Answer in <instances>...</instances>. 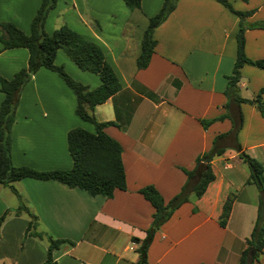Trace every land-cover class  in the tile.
<instances>
[{
	"label": "crops",
	"instance_id": "1",
	"mask_svg": "<svg viewBox=\"0 0 264 264\" xmlns=\"http://www.w3.org/2000/svg\"><path fill=\"white\" fill-rule=\"evenodd\" d=\"M163 0H140L129 9L122 0H55L43 29L65 24L96 43L118 78L120 88L93 107L103 131L115 139L125 189L111 197L90 196L55 180L24 177L0 184V264H133L154 211L138 192L152 185L164 203L186 181L182 169L197 155L220 149L209 164L214 178L199 197L190 193L152 233L147 264H237L246 247L259 203L264 205V117L256 105L224 93L236 53L238 18L216 0H177L153 29V52L144 68L136 57L148 18ZM236 10H252L246 22L264 20V0H229ZM40 0H0V22L28 33ZM244 54L264 57V28L244 31ZM27 50L2 49L0 76L10 78L26 66ZM53 62L75 80L96 87L99 77L82 70L60 49ZM236 94L255 97L264 87V70L242 64ZM3 93L0 91V101ZM264 111V91L261 92ZM73 92L53 71L39 67L19 92L10 128L13 165L38 171L68 169L67 130L93 126L74 112ZM200 120H211L203 126ZM262 165L260 188L246 182L247 165L235 148ZM8 194L16 198L10 203ZM232 202L225 225L218 224L227 195ZM23 204L27 211L15 214ZM35 218L34 227L27 230ZM40 232L35 236L32 232ZM63 239L46 260L47 238ZM137 238L138 240H132ZM252 264H264V242Z\"/></svg>",
	"mask_w": 264,
	"mask_h": 264
},
{
	"label": "trees",
	"instance_id": "2",
	"mask_svg": "<svg viewBox=\"0 0 264 264\" xmlns=\"http://www.w3.org/2000/svg\"><path fill=\"white\" fill-rule=\"evenodd\" d=\"M129 9L138 8L140 0H122ZM177 0H163L158 11L148 18V23L143 30L140 40V52L136 57L137 68H144L149 60L155 40L152 37L153 29L174 8ZM238 18V27L235 33L236 53L232 71L227 75L224 93H232L236 101L242 100L256 105L260 114L264 117L261 102V87L255 97L251 99L239 98L236 94V85L239 81V68L246 63L264 70V57L260 59H249L244 54V31L250 28H264V20L253 23L246 22L252 10H236L231 6L229 0H216ZM247 1V0H242ZM55 5V0H40L39 6L30 20L29 31L24 33L10 22H0V43L2 49L22 47L27 50L26 66L19 68L10 78L0 76V91L3 97L0 101V184L7 185L16 194L12 183L24 177L36 179L55 180L67 187H75L85 191L90 196L101 195L111 197L114 189H125V176L121 163L119 143L103 131V127L112 124L111 121L99 122L93 116V107L102 103L119 88L120 84L110 64L106 61L101 48L93 41L84 39L77 32L60 24L50 34L43 29V23L50 9ZM57 49L64 53L77 65L78 68L95 73L100 83L89 88L87 85L73 79L60 65L53 62ZM47 68L59 76L64 84L73 92L75 97V114L92 124L93 132L80 127H73L66 132L65 141L72 164L68 169H53L38 171L27 166L13 165L10 157V128L14 120V112L18 102V96L23 85L30 76L39 68ZM211 120H200L203 126ZM239 157L247 165L249 174L246 182L254 183L260 188V175L262 165L235 146ZM220 149L212 147L197 155L194 159V167L190 170L182 169L186 175V181L180 191L164 203L161 195L152 185H144L138 189L142 197L147 200L154 211L151 223L146 230L144 238L136 248L137 260L133 264H147L145 260L146 247L151 239L152 233L159 225L166 221L172 211L183 201L187 200L190 193L199 197L207 183L214 178L210 168V160L219 155ZM232 195L225 198L218 224L224 226L229 214ZM27 211L23 204L15 209V214ZM29 214V213H28ZM31 221L27 224V230L34 227L35 216L29 214ZM6 216L4 212L0 216V224ZM35 236H41L40 232H32ZM132 240H138L134 238ZM63 239L47 238L46 260L50 261L51 251L63 242ZM246 247L239 255L237 264H252L261 252L264 242V205L257 206L256 217L249 234L245 240ZM253 255L250 256V251ZM202 264V263H199Z\"/></svg>",
	"mask_w": 264,
	"mask_h": 264
},
{
	"label": "rangeland",
	"instance_id": "3",
	"mask_svg": "<svg viewBox=\"0 0 264 264\" xmlns=\"http://www.w3.org/2000/svg\"><path fill=\"white\" fill-rule=\"evenodd\" d=\"M260 21V20H259ZM255 22H257V21H255ZM250 23H253V22H250ZM61 51H62V53H64V51L62 50V49H60ZM9 196H8V200H10V203H15V200H16V198L15 197H13L12 195H10V194H8Z\"/></svg>",
	"mask_w": 264,
	"mask_h": 264
},
{
	"label": "water",
	"instance_id": "4",
	"mask_svg": "<svg viewBox=\"0 0 264 264\" xmlns=\"http://www.w3.org/2000/svg\"><path fill=\"white\" fill-rule=\"evenodd\" d=\"M249 254H250V256L253 255V251L251 250Z\"/></svg>",
	"mask_w": 264,
	"mask_h": 264
}]
</instances>
